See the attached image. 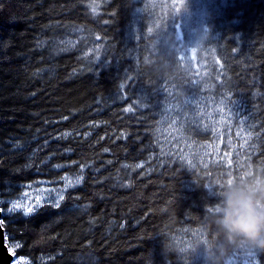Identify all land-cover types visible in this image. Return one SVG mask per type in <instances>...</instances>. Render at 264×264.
Masks as SVG:
<instances>
[{
	"label": "trees",
	"instance_id": "trees-1",
	"mask_svg": "<svg viewBox=\"0 0 264 264\" xmlns=\"http://www.w3.org/2000/svg\"><path fill=\"white\" fill-rule=\"evenodd\" d=\"M210 98L236 101L242 128H217ZM168 113L191 146L180 159L159 138ZM66 176L81 180L62 200L8 211ZM256 176L264 0H0V204L17 264H207L215 191Z\"/></svg>",
	"mask_w": 264,
	"mask_h": 264
},
{
	"label": "clouds",
	"instance_id": "clouds-1",
	"mask_svg": "<svg viewBox=\"0 0 264 264\" xmlns=\"http://www.w3.org/2000/svg\"><path fill=\"white\" fill-rule=\"evenodd\" d=\"M215 195L211 223L216 243L207 264H232L238 254L243 264H258L264 255V176L226 183Z\"/></svg>",
	"mask_w": 264,
	"mask_h": 264
},
{
	"label": "rangeland",
	"instance_id": "rangeland-1",
	"mask_svg": "<svg viewBox=\"0 0 264 264\" xmlns=\"http://www.w3.org/2000/svg\"><path fill=\"white\" fill-rule=\"evenodd\" d=\"M80 35L82 34L81 29ZM79 30L76 29L72 31V35L78 34ZM76 38V39H75ZM79 37H71L69 41H64L67 46L66 47H74L78 43ZM203 106L207 111L210 112V109L214 112L213 114H209L210 121L219 129H234L237 128L238 130L242 128V124L244 123L243 117L237 110H239L238 104L236 101L230 98H210V100L203 99ZM200 103V102H198ZM167 116H163L160 130H159V138L162 143V146L165 147L169 152V157L178 158L176 154H173L174 151L176 153H187L188 150L191 148L190 144L186 142L182 137H180V131L178 126V118L174 113H168ZM204 119L207 120L206 116H203ZM205 121V120H204ZM182 121L180 119L179 125H181ZM214 130V129H213ZM219 145V143H218ZM214 146H217V142L215 144L212 142H208L204 145L203 150L204 153L209 154L214 149ZM180 159V158H178ZM79 176H66L62 183H47L45 185H41L37 188H31L24 191L19 199L16 200V203L20 204L18 209L23 210L24 207H33V210L40 206V204L46 200L51 201L53 203L60 201L59 196L64 194L68 188L75 183H70L74 181ZM39 196V202L36 200V197ZM11 207V206H10ZM15 210V209H14ZM192 240L189 239V242ZM203 242H200L197 247L195 248L196 244L190 245L189 248L193 249L200 257H204L200 251L203 248ZM201 245V246H200ZM201 259V258H200ZM232 264H243V258H233Z\"/></svg>",
	"mask_w": 264,
	"mask_h": 264
},
{
	"label": "water",
	"instance_id": "water-1",
	"mask_svg": "<svg viewBox=\"0 0 264 264\" xmlns=\"http://www.w3.org/2000/svg\"><path fill=\"white\" fill-rule=\"evenodd\" d=\"M0 210L1 205H0ZM3 219V213L0 211V221ZM9 246L7 244L6 232L3 226V222H0V264H14L15 255L11 251L9 252Z\"/></svg>",
	"mask_w": 264,
	"mask_h": 264
},
{
	"label": "snow or ice",
	"instance_id": "snow-or-ice-1",
	"mask_svg": "<svg viewBox=\"0 0 264 264\" xmlns=\"http://www.w3.org/2000/svg\"><path fill=\"white\" fill-rule=\"evenodd\" d=\"M80 180H81V178L80 177H77L74 181H71L70 183L79 184L80 183ZM228 183H231V181L229 180ZM59 199L62 200L63 199V196L62 195L59 196ZM36 200L39 202L40 197L37 196L36 197ZM19 207H20V204H18L16 202H13L12 206L8 209V211H12L13 209H16V208H19ZM0 211H2V210H0ZM209 211L211 212V211H213V209H209ZM23 212H24L25 215H27L29 213H32L33 212V207H24ZM0 222H2V221H0ZM11 251L12 250L9 249V252H11ZM14 264H17V262H14Z\"/></svg>",
	"mask_w": 264,
	"mask_h": 264
},
{
	"label": "bare ground",
	"instance_id": "bare-ground-1",
	"mask_svg": "<svg viewBox=\"0 0 264 264\" xmlns=\"http://www.w3.org/2000/svg\"><path fill=\"white\" fill-rule=\"evenodd\" d=\"M191 244V243H190ZM199 261V260H198Z\"/></svg>",
	"mask_w": 264,
	"mask_h": 264
}]
</instances>
